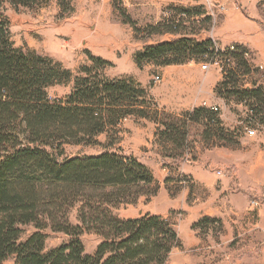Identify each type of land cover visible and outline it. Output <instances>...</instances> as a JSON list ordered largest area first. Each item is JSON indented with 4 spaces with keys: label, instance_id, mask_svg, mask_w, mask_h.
<instances>
[{
    "label": "rangeland",
    "instance_id": "1",
    "mask_svg": "<svg viewBox=\"0 0 264 264\" xmlns=\"http://www.w3.org/2000/svg\"><path fill=\"white\" fill-rule=\"evenodd\" d=\"M63 1L44 0L24 6L7 0L1 8L15 47L51 57L72 71L70 82L48 88L52 99L66 101L74 90L75 77L84 75L83 67H92L93 73L108 79L132 77L141 83L159 107L173 114L167 122L175 123L180 131L174 133L173 141L160 138L157 136L160 126L155 121L129 116L122 118L114 130L98 135L97 144L65 143L55 152L58 159L110 151L135 156L153 173L157 171L155 194L142 195L135 203L125 202L113 213L125 220L154 214L173 222L181 246L172 250L165 264H264V187L237 193L235 210L226 218L203 216L194 222V215L203 211L205 206L200 205L210 200L211 193L191 176L179 172L186 161L197 160L200 153L216 147L238 150L244 158L264 155V129L249 135L244 128L248 107L258 111V119L264 117V69L258 67L264 66V0H214L226 2L224 7L210 6L207 0H72L70 5ZM258 30L263 32L260 48L253 42L247 45L237 42L257 36ZM183 38L199 43L211 41L210 51L215 52L209 59L220 64L202 69L206 59L200 52L190 54L182 63L147 62L142 68L136 64L135 54L147 46ZM232 44L237 45L239 52L220 54L216 49V45L227 48ZM243 49L250 51L248 59L241 54ZM90 54H111L114 60L110 65H96ZM190 62L201 71L213 70L220 76L215 93L224 99V108L234 121L229 126L221 124L223 132L206 119L184 120L188 111L205 107L204 104L175 112L167 109L157 96L175 87L172 81L175 69ZM256 88L260 89L258 95H246L247 90ZM244 97L248 101L242 104ZM222 110L220 107V115ZM112 131L118 132L120 139L109 146ZM165 167L172 173L163 178L160 169ZM214 200L208 208L218 206L219 199ZM254 200L258 204L252 208ZM78 207L79 204L75 207L61 204L57 212L59 217L78 224ZM52 225L45 229L47 250L66 244L71 238L53 231ZM24 230L23 238L37 231L34 225H27ZM194 232L201 238L198 245L190 244ZM81 239L88 254H94L102 241L96 232H86ZM3 264L18 263L12 256Z\"/></svg>",
    "mask_w": 264,
    "mask_h": 264
},
{
    "label": "trees",
    "instance_id": "2",
    "mask_svg": "<svg viewBox=\"0 0 264 264\" xmlns=\"http://www.w3.org/2000/svg\"><path fill=\"white\" fill-rule=\"evenodd\" d=\"M4 1L0 0V264L12 256L18 264H165L172 250L181 246L173 222L154 214L125 220L113 213L125 202L135 203L140 196L157 192L153 171L137 157L118 152L63 161L55 152L65 143L97 144L98 135L114 130L129 116L152 119L160 126L157 136L173 141L180 131L167 122L173 114L159 107L134 78L108 79L87 66L82 68L84 75L75 77L66 101L52 99L48 88L70 82L73 73L51 57L14 46L1 11ZM8 1L28 6L44 0ZM212 44L183 38L147 46L134 58L140 68L147 62L182 63L195 52L204 53L206 59L214 55ZM90 59L96 65L111 64L93 54ZM259 91L247 90L246 95ZM183 118L206 119L224 131L219 113L206 105ZM119 139V133L112 131L109 146ZM61 204H79L78 224L59 217ZM50 223L53 231L71 238L47 250L45 229ZM27 225L37 231L23 238ZM86 232L102 237L94 254L85 251L81 236Z\"/></svg>",
    "mask_w": 264,
    "mask_h": 264
},
{
    "label": "crops",
    "instance_id": "3",
    "mask_svg": "<svg viewBox=\"0 0 264 264\" xmlns=\"http://www.w3.org/2000/svg\"><path fill=\"white\" fill-rule=\"evenodd\" d=\"M256 34L257 36H253L251 39L248 37L239 39L237 42L246 45L253 42L254 46L260 48L263 32L258 30ZM97 56L111 62L114 60L111 54L108 56L98 54ZM175 72L176 77L172 79L175 87L157 95L167 109L180 112L201 104L206 106L217 105L223 109L220 115L222 125L229 126L234 122L224 108V99L215 93V88L220 81V76L216 72L213 70L201 71L193 62L177 67ZM160 171L163 178L172 173L171 169L167 167L160 169ZM219 171L222 174H219ZM179 172L191 176L194 181L207 187L211 193L210 200L200 205L205 206L202 208L203 211H197L194 215L196 218L193 219L194 222L203 216L226 218L230 211L235 210L234 202L237 193L244 194L243 192L251 188L264 187V155L244 158L238 150L224 146L216 147L200 153L197 160L186 161V164L180 167ZM156 174L157 171H154L157 180ZM217 198L219 199L218 206L208 208V205L214 203L216 201L214 199ZM191 238L190 244H200L201 238L195 232Z\"/></svg>",
    "mask_w": 264,
    "mask_h": 264
},
{
    "label": "built area",
    "instance_id": "4",
    "mask_svg": "<svg viewBox=\"0 0 264 264\" xmlns=\"http://www.w3.org/2000/svg\"><path fill=\"white\" fill-rule=\"evenodd\" d=\"M227 1H230V0H227ZM207 3L210 6L211 5H214V6L217 5V6H220V7H224L225 6L224 3H226V2H224V3H218V2H216L214 0H207ZM216 49H217V51L220 52V54H224L226 52L239 51L237 45H235V44H232V45H230L227 48L218 47L216 45ZM241 54L245 58L248 59L250 57V54L251 53H250L249 50L243 49V51L241 52ZM213 64H217L218 65L220 63H219V61H213L212 59H209V56H206V61L204 63H202L201 67H202V69L207 70V69H209L210 65H213ZM258 67L260 69H262V70L264 69V66L263 65H258ZM241 103L242 104L243 103L245 104V103H247V100H243ZM208 107L210 109L214 110L215 112H218L219 115H220V107L219 106L212 105V106H208ZM247 111H248V117L246 119V122H245L246 125H245L244 128H245V130L247 131V133L249 135H255L258 129H261V128L263 129L264 128V121L258 119V115L256 114V111H255V108L254 107H248ZM219 173L221 174L222 172L219 171ZM257 204H258L257 200H254V201H252L251 207L254 208V206H256Z\"/></svg>",
    "mask_w": 264,
    "mask_h": 264
}]
</instances>
